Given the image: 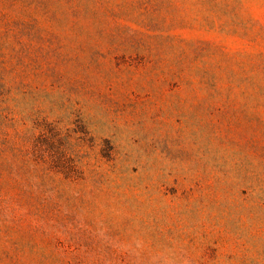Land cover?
I'll use <instances>...</instances> for the list:
<instances>
[{"label": "rangeland", "instance_id": "obj_1", "mask_svg": "<svg viewBox=\"0 0 264 264\" xmlns=\"http://www.w3.org/2000/svg\"><path fill=\"white\" fill-rule=\"evenodd\" d=\"M0 264H264V0H0Z\"/></svg>", "mask_w": 264, "mask_h": 264}]
</instances>
